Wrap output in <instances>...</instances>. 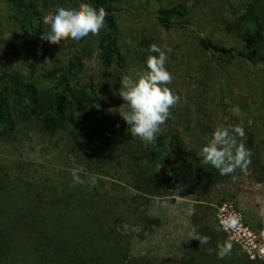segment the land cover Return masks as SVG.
Segmentation results:
<instances>
[{
	"label": "trees",
	"instance_id": "trees-1",
	"mask_svg": "<svg viewBox=\"0 0 264 264\" xmlns=\"http://www.w3.org/2000/svg\"><path fill=\"white\" fill-rule=\"evenodd\" d=\"M116 1L73 0L107 12L97 40L98 59L106 68L124 64ZM7 2L19 31L40 40L45 14L39 0ZM186 14V2L179 1L158 7L155 19L167 30L181 27ZM233 26L239 30V48L207 36L198 37V44L208 55V86L215 100H234L225 74L232 58L240 57L263 71L255 77V101L251 106L239 104L246 135L238 142L252 155L247 174L237 169L234 175H249L264 184V2L245 4ZM88 46L84 38L69 42L60 47L55 63L49 54L46 59L20 62L0 53V143L23 144L27 149L48 143L55 153L40 171H27L24 162L0 157V264H264V256L251 257L221 230L212 195L219 186L225 195L233 178L220 175L211 165H201L198 155L205 137L210 138L218 125L228 126L226 121L210 118L200 107L187 147L178 134L186 112L173 109L171 117L176 114V119L170 117L162 125L155 144L133 137L129 125L124 120L118 125L110 114V101L98 95L92 80L84 79L83 57L91 54ZM214 110L227 113L222 104ZM63 156L87 175L96 176L95 187L73 185L71 169L56 165ZM85 173L81 176L86 179ZM177 188L193 197V231L209 236L210 243L201 246L193 239L180 254L162 260L132 254L131 235L123 225H135L141 233L158 226L160 219L149 212L150 201L172 196ZM226 239L233 243L230 255L218 259L215 252L208 253L209 247L215 249L218 241Z\"/></svg>",
	"mask_w": 264,
	"mask_h": 264
},
{
	"label": "rangeland",
	"instance_id": "rangeland-1",
	"mask_svg": "<svg viewBox=\"0 0 264 264\" xmlns=\"http://www.w3.org/2000/svg\"><path fill=\"white\" fill-rule=\"evenodd\" d=\"M179 1H185L187 14L183 18L181 27L173 26L170 29L162 28L155 19L156 9L162 6H171ZM253 0H119L116 6V19L118 24L117 38L124 55L123 67L113 65L104 67L98 59V35L84 38L88 43L90 56L83 57V76L85 81L92 80L98 95L110 101L108 103L110 114L118 125L123 123L120 107L124 101L114 91L120 87L122 75L135 74L147 70L146 60L150 53L151 44L155 43L168 52L166 67L173 74L174 79L170 85L171 90L180 97L179 103L173 109L186 112V121L178 125V134L188 147L191 141V132L194 128L196 110L200 107L210 118H222L227 125L240 124L243 115L239 104L244 102L251 106L257 96L255 77L263 75L261 67H255L240 57L232 58L225 66L228 75L229 90L234 100L224 98L215 100L209 89V73L206 70L207 53L199 46L198 37L207 36L221 41L227 46H241L237 36V26H232L236 14L244 10L245 4ZM264 2V0H259ZM43 6L44 14L55 12L57 7H75L78 4L73 0H39ZM48 28L45 25V31ZM230 29L227 31V29ZM101 32V31H100ZM42 36V35H41ZM73 40L68 39L58 44L49 41L31 38L19 31L11 16L7 0H0V53L11 61L33 60L38 61L50 56V62L55 63L58 50L67 46ZM45 43L47 46H45ZM59 47V49H57ZM158 55V54H156ZM54 59V60H53ZM38 63V62H37ZM39 64V63H38ZM49 64V63H48ZM108 98V99H107ZM202 98V104L195 100ZM222 104L227 113H218L214 108ZM198 106V107H197ZM176 119V114L171 117ZM163 126H161L160 131ZM34 143V142H33ZM27 149L23 144L8 145L0 143V157L6 161H18L27 164V171L37 168L40 171L48 165L53 153L48 143L41 147L32 144ZM56 165L61 164L72 169L75 162L63 156ZM35 166H33V165ZM30 168V169H28ZM28 173V172H27ZM226 194L221 186L212 195V204L216 216L220 219L230 213L238 214L240 223L235 231L227 232L231 238L251 257L264 256V184L255 182L249 175H241L226 186ZM131 192V190H129ZM229 197L222 200V197ZM193 197L184 189L177 188L172 196L151 199L150 214L160 219L158 226L140 232L135 225L125 223V232L131 235V253L148 254L152 259L162 260L168 255H178L188 247L193 239L189 233L193 232L190 222Z\"/></svg>",
	"mask_w": 264,
	"mask_h": 264
},
{
	"label": "clouds",
	"instance_id": "clouds-1",
	"mask_svg": "<svg viewBox=\"0 0 264 264\" xmlns=\"http://www.w3.org/2000/svg\"><path fill=\"white\" fill-rule=\"evenodd\" d=\"M107 12L105 8H96L88 2H80L75 7H57L55 12L43 18V24L47 25L41 39L52 44H58L62 40L71 39L79 42L91 35H98L105 26ZM148 51L146 60L147 70L135 74L120 76V87L114 94H118L124 103L120 106L121 117L129 125L133 137L139 138L148 144H155L157 134L161 126L171 117V109L175 107L180 97L168 86L174 76L166 67L168 52L159 45L153 43ZM252 121L249 120V124ZM245 129L240 124L228 126L218 125L211 133V137H205L198 155L201 165H211L219 174L230 175L236 179L234 173L239 169L247 174L251 164V151L244 143L238 142V138H244ZM82 167L71 169L72 184H88L95 187L97 177L87 175ZM240 223L238 214L230 213L220 219V228L225 232L235 231ZM196 239L201 246L210 243V237L196 232L189 233L188 239ZM233 243L231 239L217 242L216 248L209 247V254L215 252L218 259H224L231 254Z\"/></svg>",
	"mask_w": 264,
	"mask_h": 264
}]
</instances>
